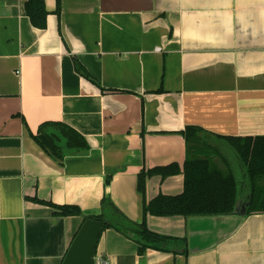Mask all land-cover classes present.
<instances>
[{
  "label": "crops",
  "instance_id": "0c3cea01",
  "mask_svg": "<svg viewBox=\"0 0 264 264\" xmlns=\"http://www.w3.org/2000/svg\"><path fill=\"white\" fill-rule=\"evenodd\" d=\"M25 2L0 0V264H61L104 195L140 222L144 201L181 193L182 173L151 176L144 193L137 180L142 169L182 168L188 126L264 136V0H60L59 12L44 0L43 29ZM46 121L69 125L88 149L53 158L32 137ZM146 224L177 238L175 252L138 255L107 228L95 255L109 264H264V212L148 214Z\"/></svg>",
  "mask_w": 264,
  "mask_h": 264
},
{
  "label": "trees",
  "instance_id": "16d2710c",
  "mask_svg": "<svg viewBox=\"0 0 264 264\" xmlns=\"http://www.w3.org/2000/svg\"><path fill=\"white\" fill-rule=\"evenodd\" d=\"M57 12L60 0H56ZM26 15L34 27H46L47 10L44 0H26ZM77 71L93 80L79 64ZM187 157L182 168L176 163L142 169L138 173L137 189L144 193L146 181L154 175L165 178L183 174V190L179 194H158L143 203V219H129L104 195L99 214L82 215L77 206L56 205L50 201L32 198L33 201L51 206L58 215H82L83 220L94 218L102 221L103 228H112L135 242L137 254L147 249L173 251L177 238L160 235L147 227L146 216H213L234 211L237 198L243 196L248 203L245 215L264 212V136L231 137L206 133L194 126L183 131ZM33 139L49 155L63 160L67 155L84 152L89 145L83 135L59 121H46L38 125ZM227 147L241 166L240 179L231 166ZM240 182V183H239Z\"/></svg>",
  "mask_w": 264,
  "mask_h": 264
},
{
  "label": "water",
  "instance_id": "95a60500",
  "mask_svg": "<svg viewBox=\"0 0 264 264\" xmlns=\"http://www.w3.org/2000/svg\"><path fill=\"white\" fill-rule=\"evenodd\" d=\"M248 203L236 201L233 213L245 215ZM102 221L86 218L73 237L61 264H95L96 246L102 232Z\"/></svg>",
  "mask_w": 264,
  "mask_h": 264
},
{
  "label": "built area",
  "instance_id": "2783aa9c",
  "mask_svg": "<svg viewBox=\"0 0 264 264\" xmlns=\"http://www.w3.org/2000/svg\"><path fill=\"white\" fill-rule=\"evenodd\" d=\"M95 264H109L106 259H104L102 256H96L94 258Z\"/></svg>",
  "mask_w": 264,
  "mask_h": 264
},
{
  "label": "rangeland",
  "instance_id": "374dc122",
  "mask_svg": "<svg viewBox=\"0 0 264 264\" xmlns=\"http://www.w3.org/2000/svg\"><path fill=\"white\" fill-rule=\"evenodd\" d=\"M230 156H231V154H229ZM232 160V159H231ZM234 162V166H235V173H236V176H237V179H240L241 177H240V172L238 171V168H237V166H236V160L234 159V160H232V163ZM240 183V182H239Z\"/></svg>",
  "mask_w": 264,
  "mask_h": 264
}]
</instances>
